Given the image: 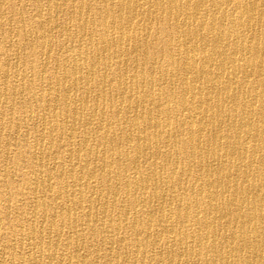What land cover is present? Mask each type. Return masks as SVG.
Returning <instances> with one entry per match:
<instances>
[{
	"label": "bare ground",
	"instance_id": "6f19581e",
	"mask_svg": "<svg viewBox=\"0 0 264 264\" xmlns=\"http://www.w3.org/2000/svg\"><path fill=\"white\" fill-rule=\"evenodd\" d=\"M0 240L264 264V0H0Z\"/></svg>",
	"mask_w": 264,
	"mask_h": 264
},
{
	"label": "rangeland",
	"instance_id": "374dc122",
	"mask_svg": "<svg viewBox=\"0 0 264 264\" xmlns=\"http://www.w3.org/2000/svg\"><path fill=\"white\" fill-rule=\"evenodd\" d=\"M3 230V227L1 228V231ZM9 234H7V236H8ZM0 253H2L3 255V257H5L6 259H9L10 257H9V255L6 253V252H3V249H2V241L0 240Z\"/></svg>",
	"mask_w": 264,
	"mask_h": 264
}]
</instances>
